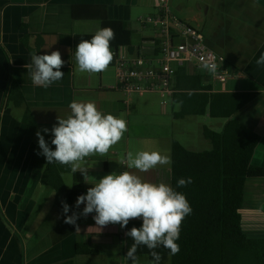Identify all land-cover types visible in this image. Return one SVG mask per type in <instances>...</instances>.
<instances>
[{
    "label": "crops",
    "instance_id": "crops-1",
    "mask_svg": "<svg viewBox=\"0 0 264 264\" xmlns=\"http://www.w3.org/2000/svg\"><path fill=\"white\" fill-rule=\"evenodd\" d=\"M159 0H0V264H132L126 257L134 243L131 237L123 248L119 238V224L99 228L93 219L95 212L81 215L85 205L76 207V230L58 242L52 232L63 221L65 214L55 206L48 213L36 200V195L48 196L42 186L34 155L40 152L38 137L26 136L22 123L23 110L6 106V89L13 74L20 85L38 124V131L52 136L51 129L57 124V116L71 115L69 104L94 102L102 114H112L127 123L123 138L112 146L106 155H91L79 162L87 170L88 182L73 184L70 190H81L85 195L96 180L124 169L151 183L171 186V164L157 165L148 172L124 167L126 155L139 151H158L172 157L173 141H179L187 149L204 152L211 149L209 142L187 147L175 139L168 127L158 129V134L145 136V127L139 122L142 97L126 98L115 89L117 85V59L134 55L137 49L151 55L154 51L152 29H143L136 18L138 10L145 16L155 14ZM174 15L199 30L208 47L226 58V67L233 74L227 83L207 82L215 93H255L257 99L243 109L237 118L246 128L259 136L260 142L254 153L252 165L264 168V65L257 60L264 53V0H170ZM76 6L102 7L109 21L125 22L138 35L132 47L120 48L113 53L108 68L100 73L81 72L72 47L62 45L59 36L95 35L102 28L100 20H74ZM142 18V17H141ZM25 35H45L42 54L59 51L65 61L60 69L62 80L44 88L32 84L25 64L31 62L29 50L22 44ZM35 39H30L33 46ZM125 55H120V50ZM188 68V67H187ZM189 70V68H188ZM172 100V99H171ZM213 128L221 132L227 121L216 122ZM49 129L45 133L42 130ZM161 131V133H159ZM157 133V132H156ZM126 141L127 151L121 145ZM123 152V153H122ZM78 172H80L78 170ZM55 201V200H54ZM76 206V201H75ZM40 213L44 217L36 216ZM43 218V219H41ZM242 227L251 238H264V179H250L246 184V198L242 210ZM129 222L142 224V219ZM77 226L79 230H77ZM85 244L96 251L93 255H80L77 246ZM124 249V250H122ZM143 257H136V264H149Z\"/></svg>",
    "mask_w": 264,
    "mask_h": 264
},
{
    "label": "trees",
    "instance_id": "trees-1",
    "mask_svg": "<svg viewBox=\"0 0 264 264\" xmlns=\"http://www.w3.org/2000/svg\"><path fill=\"white\" fill-rule=\"evenodd\" d=\"M74 20H100L103 27H111L115 39L110 42L111 51L117 53L120 48L132 47L133 32L125 22L109 21L102 7L76 6L73 9ZM94 35L59 36L60 43L72 47L81 40H91ZM45 35H25L22 44L30 53L42 54ZM35 39L33 46L29 40ZM208 80L202 74L191 73L187 67L176 70L172 104L180 111L173 113L175 120L187 117L208 115L212 119H223L227 123L221 132L207 127L203 129L204 138L211 149L194 152L179 141H173L171 157V187L186 195L192 212L182 222L180 238L177 243L180 251L171 255L163 246L155 249L161 255L159 264H264V238L249 237L242 227V210L246 198V184L250 179H264V168L254 167L252 160L260 138L250 132L237 115L252 104L258 97L255 93H215L211 85H203ZM23 110L22 123L26 126V136L33 140L38 124L17 80L11 74L5 103ZM53 136H46L49 147ZM35 152L34 160L41 174L42 186L55 192L54 206L63 212V203L69 206L66 215L78 212L75 206L77 197L84 194L81 190H70L64 176L71 174L75 184L84 183L81 172L73 173L68 165L47 163L43 155ZM191 178L186 187H177L180 178ZM63 221L52 232L53 241L71 235L76 225ZM142 224L129 222L125 227ZM80 255L96 253L88 245L77 246ZM136 257H146L149 264H154L150 250L146 246L137 249ZM66 264H73L68 262Z\"/></svg>",
    "mask_w": 264,
    "mask_h": 264
},
{
    "label": "clouds",
    "instance_id": "clouds-1",
    "mask_svg": "<svg viewBox=\"0 0 264 264\" xmlns=\"http://www.w3.org/2000/svg\"><path fill=\"white\" fill-rule=\"evenodd\" d=\"M115 39L111 27H103L95 33L91 40H81L76 45L75 58L81 72L100 73L105 71L113 59L110 42ZM31 62L25 64L28 76L35 86L50 87L54 82L64 77L60 69L65 61L61 53L51 51L50 54L30 53ZM258 65H264V53L257 60ZM204 69L212 74L217 71L215 63H205ZM71 115L67 118L57 116V124L50 130L53 138L49 147L41 131H37L40 152L47 163H59L71 167L73 173L81 172L86 183L87 170L81 169L80 163L85 157L99 154L106 155L110 148L117 144L127 131V123L122 118L112 114H102L94 102H77L69 104ZM43 132H49L44 128ZM127 167L140 172H148L157 165L171 164V158L158 151H139L135 155H126ZM192 183L191 178H180L177 187H186ZM88 188L86 195L77 197L76 207L85 205L81 215L87 216L93 212L95 224L103 228L108 224H119L121 228L128 225L132 219H142L141 227H132L126 235L134 243L126 253V257L136 264L138 247L146 246L150 250L154 264H159L161 255L155 251L159 246L176 255L180 251L177 241L183 220L191 214L192 208L186 195L174 190L171 186L161 183L146 182L140 176L125 170L111 173L96 180ZM63 212L69 211V206L63 203ZM78 216L73 213L66 215L64 222L76 225ZM77 230L79 227L77 226Z\"/></svg>",
    "mask_w": 264,
    "mask_h": 264
},
{
    "label": "built area",
    "instance_id": "built-area-1",
    "mask_svg": "<svg viewBox=\"0 0 264 264\" xmlns=\"http://www.w3.org/2000/svg\"><path fill=\"white\" fill-rule=\"evenodd\" d=\"M143 29H152L154 51L151 55L143 49H137L134 55L127 54L117 59L115 89L127 99L133 96H144L158 93L167 105L172 99L176 70L188 67L191 73L202 74L209 82L227 83L239 74H233L226 67V58L210 49L202 33L177 18L170 0H159L157 11L139 19ZM205 63H215V74L204 69ZM127 167V162H124ZM127 169H124L125 171ZM128 230L124 227L119 231L121 244L126 246Z\"/></svg>",
    "mask_w": 264,
    "mask_h": 264
},
{
    "label": "rangeland",
    "instance_id": "rangeland-1",
    "mask_svg": "<svg viewBox=\"0 0 264 264\" xmlns=\"http://www.w3.org/2000/svg\"><path fill=\"white\" fill-rule=\"evenodd\" d=\"M146 14L142 10H138L136 13V18L144 17ZM138 39V35L134 33L133 41L135 42ZM120 55H125L124 50L119 51ZM143 105L141 108V113L139 115V122L143 124L145 130H143V134L145 136L158 134V129L165 127L170 128L169 132L171 135L180 141H182L187 147H194L202 142H208L203 136V126H207L209 128H213V120L205 121L204 117H187L183 120H175L173 113H177L180 111L179 107L172 104L171 99H167V105L163 106L161 96L158 93H149L145 94L142 98ZM222 119H217L216 122H220ZM157 132V133H156ZM161 133V131H159ZM122 151L125 152L128 149L127 142L124 141L121 145ZM40 149V148H39ZM41 151V150H40ZM122 152V153H123ZM64 180L67 187H71L73 184V176L71 174H67L64 176ZM46 190L49 192L48 196H39L36 195V200L39 205L46 206L44 207L43 213H48V211L53 208L54 200H55V192L46 187ZM40 207L36 212V216L44 217L42 213H40ZM43 219V218H41ZM124 245L121 247L123 248ZM124 250V249H122ZM146 262V257H143ZM166 264H171L170 262Z\"/></svg>",
    "mask_w": 264,
    "mask_h": 264
}]
</instances>
